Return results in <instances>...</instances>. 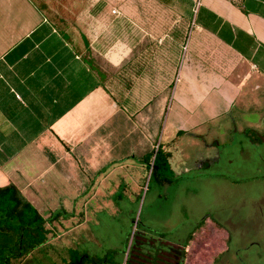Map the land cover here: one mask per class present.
I'll return each instance as SVG.
<instances>
[{"label":"crops","instance_id":"crops-1","mask_svg":"<svg viewBox=\"0 0 264 264\" xmlns=\"http://www.w3.org/2000/svg\"><path fill=\"white\" fill-rule=\"evenodd\" d=\"M233 133L264 141V0H0V187L59 215L27 257L136 199L158 147L161 184L217 178Z\"/></svg>","mask_w":264,"mask_h":264},{"label":"rangeland","instance_id":"rangeland-1","mask_svg":"<svg viewBox=\"0 0 264 264\" xmlns=\"http://www.w3.org/2000/svg\"><path fill=\"white\" fill-rule=\"evenodd\" d=\"M232 137L218 161L204 169L217 178L196 181L193 171L165 186L152 175L154 156L149 162L146 157L136 199L93 208L73 248L71 233L57 242L65 245L64 253H58L54 242L44 257L41 250L14 264H68L73 253H86L103 261L99 264H172L173 253L164 243L183 244L206 217L223 225L230 240L214 230L208 243L198 246L191 264H264V141L257 138L253 143L240 133ZM156 246H161L158 251Z\"/></svg>","mask_w":264,"mask_h":264},{"label":"trees","instance_id":"trees-1","mask_svg":"<svg viewBox=\"0 0 264 264\" xmlns=\"http://www.w3.org/2000/svg\"><path fill=\"white\" fill-rule=\"evenodd\" d=\"M153 154L147 157L149 161L154 156L152 175L163 184L173 180L170 175L169 153L158 147ZM58 216L54 214L45 219L13 184L0 187V264H14V261L24 259L45 244L50 233L47 225L53 223ZM214 230L226 233L229 242L230 235L223 225L206 217L187 236V243L193 245L192 257L195 256L198 246L208 243L207 238ZM226 245L228 247V244ZM102 262L86 253L82 255L73 253L68 264Z\"/></svg>","mask_w":264,"mask_h":264},{"label":"flooded vegetation","instance_id":"flooded-vegetation-1","mask_svg":"<svg viewBox=\"0 0 264 264\" xmlns=\"http://www.w3.org/2000/svg\"><path fill=\"white\" fill-rule=\"evenodd\" d=\"M188 236V235H187ZM187 236L184 241V245L180 243H171V242H166L164 243L163 240H161V243L168 245L166 248L173 253V261L172 264H191L193 257H192V252H193V245L190 243H187ZM161 238H164V236H160ZM160 238V239H161ZM161 246H156L155 251H158ZM228 250V247L227 249ZM225 251H222L221 254H223ZM223 256V255H221Z\"/></svg>","mask_w":264,"mask_h":264},{"label":"built area","instance_id":"built-area-1","mask_svg":"<svg viewBox=\"0 0 264 264\" xmlns=\"http://www.w3.org/2000/svg\"><path fill=\"white\" fill-rule=\"evenodd\" d=\"M114 13L116 12V11H113Z\"/></svg>","mask_w":264,"mask_h":264}]
</instances>
